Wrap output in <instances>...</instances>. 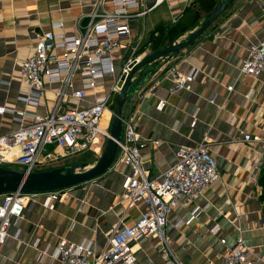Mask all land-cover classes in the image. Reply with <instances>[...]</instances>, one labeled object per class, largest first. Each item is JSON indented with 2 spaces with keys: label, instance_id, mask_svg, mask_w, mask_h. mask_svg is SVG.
I'll return each mask as SVG.
<instances>
[{
  "label": "crops",
  "instance_id": "obj_1",
  "mask_svg": "<svg viewBox=\"0 0 264 264\" xmlns=\"http://www.w3.org/2000/svg\"><path fill=\"white\" fill-rule=\"evenodd\" d=\"M98 1L0 0V134L18 129L22 115L30 118L36 112H47L54 103L55 86L50 87L46 106L28 107L21 98L29 87L20 70L33 53L38 35L60 21L64 26L56 32L76 35L87 25V15ZM154 1L143 3L150 6ZM198 2L166 0L144 17L131 19L134 39L142 38L143 47L159 26L177 22ZM102 7L110 10L112 4L106 0ZM228 10L192 46L146 66L145 77H149L138 92L133 91L123 112V119L136 117L143 137L160 141L142 150L150 176L174 164L180 147L203 141L210 143L218 161L220 180L192 202L177 206L170 215L168 245L182 264H222L240 236L253 256L264 254L260 182L264 165V70L258 77L241 71L250 46L264 39V0H236ZM206 17L203 15L185 34ZM127 51L116 50L117 74ZM148 52L153 50L148 47L143 58ZM175 66L184 73L195 71L192 90L171 93L169 70ZM162 100L166 106L159 109ZM240 131L250 134L254 141H236ZM18 152L19 147L10 151L13 155ZM74 163L65 158L51 168ZM129 173L126 165L113 164L99 178L69 188L55 210L46 208L40 197L32 199L0 249V264H60L54 250L62 238L86 242L95 253L100 252L111 230L132 225L140 216L142 205L129 207L124 197L123 181ZM195 207H200V216L187 224L185 219ZM157 245L154 237L135 243L143 264H166Z\"/></svg>",
  "mask_w": 264,
  "mask_h": 264
},
{
  "label": "built area",
  "instance_id": "obj_2",
  "mask_svg": "<svg viewBox=\"0 0 264 264\" xmlns=\"http://www.w3.org/2000/svg\"><path fill=\"white\" fill-rule=\"evenodd\" d=\"M104 1H98L93 12L87 15V25L76 35L56 32L64 26L61 21L38 35L33 53L20 70L23 82L29 87L21 98L28 107L46 106L50 87L55 86V100L47 112H36L30 118L22 115L18 129L0 134V165H18L27 173L51 169L65 158L98 152L101 140L109 138L108 128L102 125L105 112L111 111L109 107L124 84L123 76H127L145 54L140 53L142 38L134 39L130 21L144 17L166 0H155L150 6L143 0H108L112 4L110 10L102 7ZM121 48L128 51L117 74L115 53ZM263 70L264 39L250 46L241 65L245 75L258 77ZM169 74L171 93L192 90L195 71L184 73L175 66ZM165 106L164 100L158 105L159 109ZM240 136L236 141H254L245 131H240ZM159 142L141 135L136 117L123 119L113 164L129 167L130 173L123 181L124 197L129 207L142 205L140 216L132 225L111 230L106 246L98 253L86 242L60 239L54 250L60 264H143L134 246L151 237L157 240L166 264H182L168 245L170 215L177 206L192 202L220 180L219 165L210 143L203 141L180 147L174 164L150 176L142 150L149 143L158 145ZM15 147L20 149L17 155L10 153ZM68 189L0 194V249L10 237L14 221L24 215L32 199L40 197L46 208L55 210ZM200 213V207H195L185 222L190 224ZM221 241L224 243L225 239ZM222 264H264V254L253 256L240 236L223 257Z\"/></svg>",
  "mask_w": 264,
  "mask_h": 264
},
{
  "label": "water",
  "instance_id": "obj_3",
  "mask_svg": "<svg viewBox=\"0 0 264 264\" xmlns=\"http://www.w3.org/2000/svg\"><path fill=\"white\" fill-rule=\"evenodd\" d=\"M235 1L219 0L201 22L200 26L189 33L187 39L172 42L167 47L147 55L136 63L127 76H123L124 84L116 96L114 110L112 111L113 118L110 136L98 161L94 165L87 167V164H72L30 173L0 165V194L17 191L33 194L68 189L95 180L109 171L117 155L118 141L121 139L123 130V108L130 94V89L135 85V75L146 66L160 59H170L192 46L220 19ZM148 77L149 74L137 84L136 92L140 90Z\"/></svg>",
  "mask_w": 264,
  "mask_h": 264
},
{
  "label": "trees",
  "instance_id": "obj_4",
  "mask_svg": "<svg viewBox=\"0 0 264 264\" xmlns=\"http://www.w3.org/2000/svg\"><path fill=\"white\" fill-rule=\"evenodd\" d=\"M217 2L218 0H199L198 6L195 8L190 6L177 22L166 27L159 26L152 34L150 41L141 48L140 53L145 52L148 47L155 52L161 49L162 46L167 47L170 43L176 42L180 36L191 30L203 15L211 12ZM260 182L263 186L262 199L264 200V165Z\"/></svg>",
  "mask_w": 264,
  "mask_h": 264
},
{
  "label": "rangeland",
  "instance_id": "obj_5",
  "mask_svg": "<svg viewBox=\"0 0 264 264\" xmlns=\"http://www.w3.org/2000/svg\"><path fill=\"white\" fill-rule=\"evenodd\" d=\"M229 10H226V12L220 17V19L228 12ZM219 19V20H220ZM218 20V21H219ZM217 21V22H218ZM200 25V24H199ZM199 25H198V27H199ZM198 27H196L195 29H197ZM194 29V30H195ZM188 36H189V34L187 33V34H185L184 36H182V37H180V38H178L176 41H183V40H185V39H187L188 38ZM150 53H152V52H148V54H150ZM149 67V66H148ZM148 67H145V68H143L140 72H138L136 75H135V85L130 89V94H129V96L127 97V101H126V103H125V105H124V108H123V112H124V109L126 108V106H127V103H128V100L131 98V95H132V93H133V91L135 90V88H136V86H137V84L139 83V82H141L144 78H145V75H146V72H147V69L146 68H148ZM132 99V98H131ZM131 99L129 100V101H131ZM115 100H116V97H115V99L113 100V104L112 105H110V107H109V109L111 110V111H109L110 113H109V115H108V125L107 126H104V127H107L108 128V131H109V133H110V130H111V123H112V118H113V110H114V106H115ZM122 116H123V114H122ZM107 139L108 138H104V139H102L101 140V142H100V144H99V147H100V150H98V152H94V151H91V152H84V153H80V154H78V155H76V156H72V157H70V160H71V162H75L74 164H87V167H90V166H92V165H94L97 161H98V159H99V157H100V155H101V153H102V151H103V149H104V147H105V145H106V142H107ZM11 166V167H10ZM9 167L10 168H12V169H14V170H19V171H22V168L20 167V166H18V165H10Z\"/></svg>",
  "mask_w": 264,
  "mask_h": 264
},
{
  "label": "bare ground",
  "instance_id": "obj_6",
  "mask_svg": "<svg viewBox=\"0 0 264 264\" xmlns=\"http://www.w3.org/2000/svg\"><path fill=\"white\" fill-rule=\"evenodd\" d=\"M109 110H107L106 112H105V115H104V118H103V121H102V125L103 126H107L109 123H108V115H109Z\"/></svg>",
  "mask_w": 264,
  "mask_h": 264
}]
</instances>
